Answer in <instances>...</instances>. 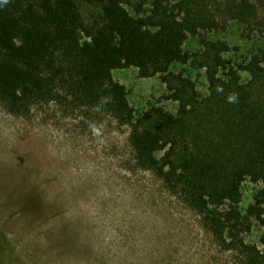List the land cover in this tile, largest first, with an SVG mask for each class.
Returning a JSON list of instances; mask_svg holds the SVG:
<instances>
[{
  "label": "trees",
  "instance_id": "16d2710c",
  "mask_svg": "<svg viewBox=\"0 0 264 264\" xmlns=\"http://www.w3.org/2000/svg\"><path fill=\"white\" fill-rule=\"evenodd\" d=\"M82 1L101 7L92 22ZM124 2L0 0V103L16 115L50 102L112 114L130 126L140 167L197 211L220 245L239 251L246 264H264V233L262 248L242 235L252 218L264 221V0H142L136 15ZM228 21L255 41L247 58L229 55L232 47L223 40L204 38L195 59L185 49L191 36L224 29ZM191 61L206 68L218 117L198 118L179 93L173 95L181 102L178 113L156 108L138 115L113 77V70L135 67L143 78L166 79L174 63ZM152 118L156 124L148 126ZM247 180L261 188L244 213ZM11 254L0 232V263Z\"/></svg>",
  "mask_w": 264,
  "mask_h": 264
},
{
  "label": "rangeland",
  "instance_id": "374dc122",
  "mask_svg": "<svg viewBox=\"0 0 264 264\" xmlns=\"http://www.w3.org/2000/svg\"><path fill=\"white\" fill-rule=\"evenodd\" d=\"M141 1L125 0L124 6L136 15ZM80 5L86 22L101 13L99 5ZM260 13L264 17V6ZM204 38L229 43V55L240 61L256 44L240 24L228 21L224 29L187 40L194 59ZM113 77L126 87L138 115L156 108L178 113L181 102L173 95L179 93L198 118L218 117V97L196 61L174 63L166 79L143 78L135 67L113 70ZM150 121L148 126L156 124ZM130 132L105 110L50 102L16 115L0 103V232L12 249L7 264H246L153 170L138 165ZM260 188L244 183V213ZM251 222L242 235L262 248L264 221Z\"/></svg>",
  "mask_w": 264,
  "mask_h": 264
}]
</instances>
